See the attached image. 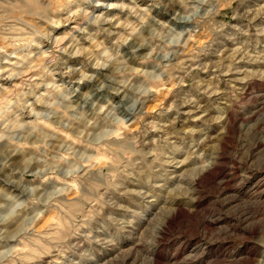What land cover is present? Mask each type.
<instances>
[{
  "label": "clouds",
  "instance_id": "obj_1",
  "mask_svg": "<svg viewBox=\"0 0 264 264\" xmlns=\"http://www.w3.org/2000/svg\"><path fill=\"white\" fill-rule=\"evenodd\" d=\"M0 264H264V0H0Z\"/></svg>",
  "mask_w": 264,
  "mask_h": 264
}]
</instances>
